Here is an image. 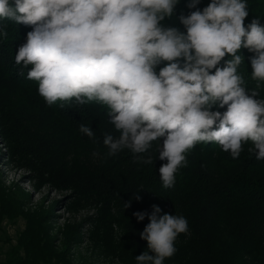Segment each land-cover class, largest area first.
<instances>
[{
  "label": "trees",
  "instance_id": "obj_1",
  "mask_svg": "<svg viewBox=\"0 0 264 264\" xmlns=\"http://www.w3.org/2000/svg\"><path fill=\"white\" fill-rule=\"evenodd\" d=\"M190 2L177 0L172 16L160 26L186 35L180 17L203 11L211 0H199L195 8L188 7ZM246 3L245 28L256 18L264 26V0ZM33 28L0 18V29L8 33L7 38L0 35V164L5 169H0V264H91L79 252L86 240L91 256L100 255L111 264H137L135 257L143 252L153 255L140 236L153 205L161 209L159 215L183 216L188 222V231L174 242L176 252L163 264H264V160L248 151L251 142L242 145L235 159L215 142L197 143L184 154L186 163L177 169L173 186L163 187L159 168L167 161L158 158V146L164 137L152 141L145 153L123 148L109 156L104 134L118 138L119 132L109 122L106 105H79L75 98L47 105L38 93V81L26 78L32 66L15 62ZM237 54L243 57L237 72L246 93L256 89L255 98L264 100V82L251 76L250 57L255 53L241 48ZM230 59L226 55L217 67ZM177 62L183 67L185 61ZM168 63L155 66L157 75ZM210 110L223 114L227 106L220 108L217 102ZM81 123L95 131V140L79 131ZM149 157L152 164L144 162ZM12 168L27 172L36 190L46 186L68 195L47 206L43 200L32 205L31 194L18 183H7L6 172ZM65 199L69 212L93 209L95 214L57 226L53 212ZM136 212L146 213L145 218L137 221ZM18 219L25 227L11 245L5 224ZM84 224L90 227L85 235ZM5 245L8 251H3Z\"/></svg>",
  "mask_w": 264,
  "mask_h": 264
},
{
  "label": "clouds",
  "instance_id": "obj_2",
  "mask_svg": "<svg viewBox=\"0 0 264 264\" xmlns=\"http://www.w3.org/2000/svg\"><path fill=\"white\" fill-rule=\"evenodd\" d=\"M198 3L191 0L188 7ZM176 4L177 0H0V18L34 26L15 62L32 66L26 78L38 81V93L47 105L72 98L79 105H106L109 122L119 132L118 138L104 134L109 156L123 148L145 153L152 141L164 137L158 158L167 161L159 168L165 188L173 186L177 169L186 163L184 154L197 143L215 142L235 159L250 141L248 151L264 160V100L255 98L256 89L246 93L237 72L243 60L237 53L246 48L255 53L250 57L252 79L264 82V26L256 18L245 28L246 0H211L203 11L180 17L185 35L160 26ZM0 35L7 38L8 33L0 29ZM226 55L232 59L217 67ZM179 58H184L183 67ZM161 61L169 63L157 75L155 66ZM217 102L220 108L227 106L223 114L210 110ZM79 131L96 139L95 131L83 123ZM144 162L153 163L150 157ZM153 209L140 233L153 255L143 252L135 257L137 264H163L176 252L178 235L188 231L183 216L159 215L156 205ZM133 215L142 221L146 213Z\"/></svg>",
  "mask_w": 264,
  "mask_h": 264
},
{
  "label": "rangeland",
  "instance_id": "obj_3",
  "mask_svg": "<svg viewBox=\"0 0 264 264\" xmlns=\"http://www.w3.org/2000/svg\"><path fill=\"white\" fill-rule=\"evenodd\" d=\"M0 149H2V146L0 145ZM0 155V162L2 161ZM0 169L2 172L5 173V169L3 166L0 164ZM13 169V168H12ZM28 173L25 172L24 170H16L13 169L10 173L9 171L6 172V178H7V183H18L20 187L31 194L32 196V205L35 203H39L42 200L44 201V205L47 206L51 202H58L64 200V198L68 195L65 193L59 194L55 192L54 190H50L49 187H40L39 190H36L35 187L31 182H29L26 177ZM68 200L65 199L62 205H59L57 208H55L53 214L55 216V221L57 226L63 225L66 220H69L71 223L72 222H80L81 220L85 219L86 217L93 216L95 214V210L93 209H82L79 212H69L68 208L66 207ZM25 227V222L23 219H18L14 223H7L5 224V231L11 241V245L15 244V239L16 237L20 234V232L24 229ZM83 233L88 232L90 229L89 224H84L83 225ZM87 230V232H86ZM86 240V239H85ZM9 245H5L3 247V251H8ZM91 246L89 241H85V243L82 244L79 252L82 254V256L88 257L90 259L91 264H111L110 259H106L100 255L97 256H91ZM91 256V257H90ZM113 264H117L116 262Z\"/></svg>",
  "mask_w": 264,
  "mask_h": 264
}]
</instances>
